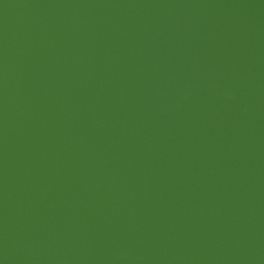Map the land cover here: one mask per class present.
Returning <instances> with one entry per match:
<instances>
[{"label": "water", "instance_id": "obj_1", "mask_svg": "<svg viewBox=\"0 0 264 264\" xmlns=\"http://www.w3.org/2000/svg\"><path fill=\"white\" fill-rule=\"evenodd\" d=\"M0 264H264V0H0Z\"/></svg>", "mask_w": 264, "mask_h": 264}]
</instances>
